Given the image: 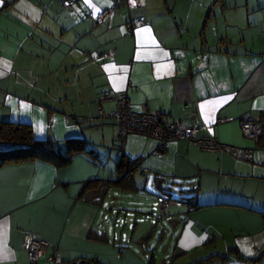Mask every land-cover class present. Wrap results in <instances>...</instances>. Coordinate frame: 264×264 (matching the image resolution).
I'll use <instances>...</instances> for the list:
<instances>
[{"label":"crops","instance_id":"crops-1","mask_svg":"<svg viewBox=\"0 0 264 264\" xmlns=\"http://www.w3.org/2000/svg\"><path fill=\"white\" fill-rule=\"evenodd\" d=\"M69 1L0 2V121L30 125L37 141L51 140L63 154L70 141L85 146L64 167L0 166V264H31L28 234L57 245L67 263L264 264V6L147 0L97 24L96 14L116 0H76L74 9ZM218 4L229 13L212 32ZM130 15L144 21L134 33ZM107 92L127 93L136 109L146 104L164 123L195 126L198 138L246 155L203 151L188 140L161 146L139 134L122 148L117 122L101 117L116 110L115 101H100ZM243 115L263 124L258 143L244 137ZM122 158L137 166L132 190L118 183ZM150 182L161 191L157 200L188 203L170 208L161 229L141 223L142 235L120 238L117 249L105 221L119 196L150 194ZM145 249L151 259L139 257Z\"/></svg>","mask_w":264,"mask_h":264},{"label":"built area","instance_id":"built-area-1","mask_svg":"<svg viewBox=\"0 0 264 264\" xmlns=\"http://www.w3.org/2000/svg\"><path fill=\"white\" fill-rule=\"evenodd\" d=\"M64 4L70 9H74L76 0H70ZM121 6L126 7L129 13H131L135 9L145 8L147 6V0H116L112 6L96 14L95 22L97 24L105 22ZM142 26H144L142 19L130 15L128 27L131 33H134ZM100 101L116 102V110L109 116L101 112V117H109L117 122L120 130L119 140L122 148L128 135L139 134L157 140L161 146H165L170 141L188 140L191 144L203 151L218 153L221 150H225L236 156L246 155L241 149L222 144L215 138H198V128L195 126H188L183 122L164 123L162 121V113L150 110L146 104L136 109L127 93L114 94L107 92L100 97ZM229 120L232 119H224V121ZM239 124L247 140L256 141L257 143L260 141L263 134V124L261 122L255 121L250 115H243L239 120ZM160 199L159 209L162 219L167 216L170 208L186 204L184 200L167 196H163ZM24 242L25 249L31 259V264H38V260L43 257H47L50 264H86L83 260H77L72 263L65 262L57 245L35 235H26Z\"/></svg>","mask_w":264,"mask_h":264},{"label":"trees","instance_id":"trees-1","mask_svg":"<svg viewBox=\"0 0 264 264\" xmlns=\"http://www.w3.org/2000/svg\"><path fill=\"white\" fill-rule=\"evenodd\" d=\"M0 144L10 148L7 151H0V166L9 163L41 160L50 162L56 167H64L72 162L74 155L85 150L82 141H70L67 154H63L57 143L51 140L37 141L30 125L5 121H0ZM136 167V164L134 165L131 161L122 158L119 164L118 183L120 187L125 190L135 188ZM180 200L188 203V200L181 198ZM95 262V260H92L86 262V264H94ZM204 263L205 261H199L197 264Z\"/></svg>","mask_w":264,"mask_h":264},{"label":"rangeland","instance_id":"rangeland-1","mask_svg":"<svg viewBox=\"0 0 264 264\" xmlns=\"http://www.w3.org/2000/svg\"><path fill=\"white\" fill-rule=\"evenodd\" d=\"M247 1V0H245ZM251 2L254 0H250ZM257 1V0H255ZM260 2V6L259 7H263L264 6V0H258ZM219 5V4H218ZM245 6V5H244ZM245 11L247 10V7H244ZM240 11V10H239ZM250 14L253 15L254 12L252 10V6H250ZM221 12H223L224 14V19L228 17L227 14H225L226 11L225 9L222 10L221 5H219V7H217L214 11L212 10L210 12V20L212 23V32H216L217 29V25H222L223 20L220 16ZM229 13V12H228ZM234 12H231V14H233ZM240 13V12H239ZM258 11H255V15H258ZM221 27V26H219ZM229 32H231L229 30ZM1 145V144H0ZM149 191L151 192L150 194L147 192H143V196H136L134 194L128 193V194H124L123 196H119L117 201L115 202L116 204V211L114 213V215L112 217H108L105 221V225H108L109 220H111V232L115 233L116 236V240H117V249L119 248V239L123 238V239H129L132 235L133 238L135 240L137 235H142L140 232L142 231L141 227L142 224L141 223H145L146 225H152L155 224L157 225L158 223V227L161 229V227L163 228L165 221H162L160 216V198L157 200L156 198L158 197V195L161 194V191L159 189H157L155 187V185H153L152 182L149 183L148 187ZM121 194V192H118V195ZM178 194V193H177ZM181 194V193H179ZM122 195V194H121ZM127 197V198H126ZM146 204V205H145ZM107 206V205H106ZM148 206V207H147ZM121 211H120V210ZM173 209V208H172ZM176 209V208H174ZM120 211V212H119ZM144 211H149L150 213L148 214H143ZM173 212V211H172ZM165 219V218H163ZM101 225V223H100ZM159 236V234H158ZM157 242V240H155V243ZM123 246L127 245L130 242H126V240L124 242H122ZM154 243V246L156 245ZM168 243V241H167ZM151 244V243H150ZM131 244V248H132ZM135 246V245H133ZM159 252H162V245H159ZM151 251H147V249H145V251L139 252L138 255L139 257L143 258L144 255L147 256V258L151 259ZM139 260H143V259H139ZM149 260L144 261L146 264H148ZM141 263V262H140Z\"/></svg>","mask_w":264,"mask_h":264},{"label":"snow or ice","instance_id":"snow-or-ice-1","mask_svg":"<svg viewBox=\"0 0 264 264\" xmlns=\"http://www.w3.org/2000/svg\"><path fill=\"white\" fill-rule=\"evenodd\" d=\"M0 2H2V0H0Z\"/></svg>","mask_w":264,"mask_h":264}]
</instances>
